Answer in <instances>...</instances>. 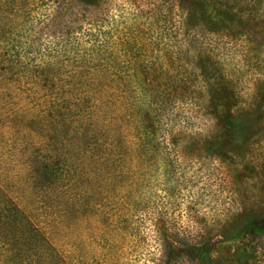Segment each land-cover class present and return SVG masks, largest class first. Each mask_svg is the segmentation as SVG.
Listing matches in <instances>:
<instances>
[{"label": "trees", "instance_id": "trees-1", "mask_svg": "<svg viewBox=\"0 0 264 264\" xmlns=\"http://www.w3.org/2000/svg\"><path fill=\"white\" fill-rule=\"evenodd\" d=\"M126 1L0 0V264H123V235L133 263L218 264L217 240L186 237L172 221L169 234L159 229L141 244L140 221L120 216L119 204L126 216L138 211L142 159L161 156L174 182L165 137L179 125L180 107L203 106L215 121L217 134L203 146L208 157L250 137L255 122L264 130V32L263 43L253 40L264 0H191L187 15L177 0L181 16L173 12L176 0H146L145 10ZM128 11L133 18L125 26ZM176 15L191 29L198 19L199 29L219 34L216 54L200 48L189 56ZM244 99L252 111L236 114ZM247 115L252 125L241 120ZM173 197L167 203L180 204ZM21 201L41 207L26 210ZM97 208L107 209L104 220L111 217L112 244L69 261L51 233H65ZM241 228L264 237V212Z\"/></svg>", "mask_w": 264, "mask_h": 264}, {"label": "rangeland", "instance_id": "rangeland-1", "mask_svg": "<svg viewBox=\"0 0 264 264\" xmlns=\"http://www.w3.org/2000/svg\"><path fill=\"white\" fill-rule=\"evenodd\" d=\"M126 2L131 8L144 6L142 10L146 9V0H135V6L131 4V0ZM153 2L154 0H150L147 4ZM179 8L186 15L188 11H194L191 0H179ZM173 12L180 14L177 0ZM123 15L121 20L125 22V26H128L133 18L132 11ZM174 17L178 20L184 16ZM179 22L177 36L184 45L187 43L186 39L190 41L189 56L195 59L196 52L200 48L216 54L219 34H208L199 29L198 19L193 23L196 29H191V25L186 21L183 23V19ZM254 32L253 40L263 43L260 39L264 32V20L257 24ZM155 53L157 52L154 51ZM157 58L163 65L168 60L165 52L161 50ZM248 103L249 101L244 99L235 107L234 112L236 114L251 112L252 109L247 107ZM174 114L177 115L176 120L179 125L175 126V132L170 137H165V140L169 141V147L166 149L167 158L171 160V169H175V174L172 176L174 182L171 184L164 174L167 162L162 160L161 156L157 161L142 159L138 163L140 173L137 189L142 203L138 205L136 213L132 212V216H126V204H119L120 210L124 211L120 216L124 215L128 219L132 218V221H140L139 231L143 236L138 241L141 244L143 237L146 240L156 238L154 236L159 234V229L169 234L171 229L168 222L172 221L181 231L188 234L185 235L186 237L196 238L199 235H206L214 241L217 240L213 257L218 264H264V237L248 236L241 228L244 221L264 212V130L261 128V123L255 122L250 137L246 139L239 137L224 147L223 156L208 157L203 151V146L205 141L217 134L215 121L203 106L200 109L193 105L180 107ZM250 117L253 116L247 115L241 120L248 121L252 125V121L248 120ZM185 118H189V124H184L182 120ZM186 124H188L187 128L184 129ZM181 133H184L185 137L180 136ZM173 140L178 143L173 145ZM207 148L212 150L208 145ZM170 193L174 194L173 199L180 204L167 203L172 201L168 199ZM193 193L197 195L195 199L190 197ZM20 206L30 210L31 207L39 209L41 204L23 202ZM105 212L107 209L89 210V217L86 215L78 217L69 223L72 225L65 233H51L52 244L69 261H72L76 255L88 258L97 250L103 252L97 244L101 242L112 244L114 240L113 222L111 217L104 220ZM155 223L156 225H153ZM133 227H137L136 222L133 223ZM123 236L126 240L122 245L120 244L123 241L119 243L124 256L127 257L123 259V264H137L132 261L133 246L127 239L128 235ZM142 249L140 245L136 250L141 252ZM86 260L83 264H96L97 261L96 258Z\"/></svg>", "mask_w": 264, "mask_h": 264}]
</instances>
